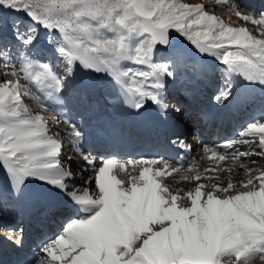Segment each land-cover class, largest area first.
Listing matches in <instances>:
<instances>
[{"label": "snow or ice", "instance_id": "obj_1", "mask_svg": "<svg viewBox=\"0 0 264 264\" xmlns=\"http://www.w3.org/2000/svg\"><path fill=\"white\" fill-rule=\"evenodd\" d=\"M229 10L255 25L259 35L246 26H233L202 3L185 0H0V16L14 12L30 21L13 22L15 44L0 41L3 178L17 192L27 182L38 181L44 192L81 213L39 248L37 264H45L40 253L48 258L46 264L264 261V168L240 164L245 178L234 181V167L201 172L195 164L174 167L163 157L127 161L100 157L97 166L96 157L77 146L82 132L76 124L34 113L25 103L26 97L32 98L29 85L62 101L70 79L85 71L109 76L124 102L134 109L143 110L151 103L162 113L172 110L179 116L182 107L172 103L167 93L189 46L225 66L229 75L215 97L218 103L233 94L231 74L264 86V12L242 11L240 0ZM41 30L54 47L55 65L32 57ZM160 46L172 51L162 62H154ZM124 62L134 66L125 67ZM61 123L66 127L54 130ZM62 132L86 165L82 171L87 167L94 171V191L89 182L76 185L71 167L62 163ZM239 136L251 137L241 142L254 143L260 151L222 154L217 147L233 148L232 141H225L221 146L204 145L203 152H211L209 159L216 162L231 158L234 165L242 156L264 157V122L249 123ZM173 143L183 141L177 138ZM170 178L194 183L174 187ZM22 231L7 239L19 245Z\"/></svg>", "mask_w": 264, "mask_h": 264}, {"label": "bare ground", "instance_id": "obj_2", "mask_svg": "<svg viewBox=\"0 0 264 264\" xmlns=\"http://www.w3.org/2000/svg\"><path fill=\"white\" fill-rule=\"evenodd\" d=\"M185 2L202 3L206 10L225 21L230 20L233 26H246L254 35H259L255 25L241 21L229 10V5L234 6L235 0H228L227 4L219 5L215 0ZM240 4L242 11L264 12V0H240ZM15 15L19 19L26 18L22 14ZM1 39L10 41L8 35H2ZM171 51L169 49L166 52L164 47L160 46L159 52L154 53V62H162ZM32 57L40 63H56L54 47L47 42L43 30L40 41L32 50ZM124 66L134 65L124 62ZM228 75L225 66L216 59L202 56L189 46V51L180 61L176 78L169 85L167 93L172 103L182 107L183 111L179 116L172 110L166 114L162 113L151 103L143 110L134 109L124 102L119 89L109 76L85 71L78 72L70 79L62 101L48 97L42 91H37L35 86L29 85L32 98L26 97L25 103L34 113L39 112L49 118L55 116L61 121L69 119L76 124L82 132V139L77 146L96 157L97 166L100 157L114 156L123 161L142 157H163L174 167L182 165L186 169L189 164H195L201 172L214 167H234L233 179L239 181L245 178L244 169L240 164L250 168H264V157L242 156L240 163L235 165L231 158L220 162L209 159L211 152L205 155L202 148V143L206 144L208 140L203 139L205 130L199 113L222 110L228 100L244 97L236 111L241 124L233 130L225 131V134L228 133L227 141H232L234 152H250L253 148L259 152L256 144L241 142L242 139L251 140V137L241 138L239 133L249 123L256 122L250 104L264 106V86L258 82H249L242 75L231 74L229 78L235 84L233 94L227 101L218 103L215 97L225 76ZM241 106L243 109H240ZM188 123H192L194 128H189ZM65 127L61 123L59 128L54 130ZM61 137L63 149L60 159L63 164L71 167L74 173L73 182L81 187L85 182H89L94 191V171L91 167L82 171L86 165L77 156L73 142L63 132ZM177 138L183 141V144L173 143ZM222 141L209 142L212 146L213 142ZM187 145L191 146L190 150ZM69 156L73 157L71 161L68 160ZM226 175L227 173H222V176ZM3 177L4 169L0 167V256L5 258L6 262L14 258L17 264H37L39 248L55 239L66 223L81 213L60 197L44 192L38 181L27 182L23 190L17 192L12 188L11 182L5 181ZM168 182L174 187H191L194 183L181 182L177 178H170ZM18 229L23 230L19 245L7 239L16 234ZM39 256L46 264V255L40 253ZM256 264H264V261L258 260Z\"/></svg>", "mask_w": 264, "mask_h": 264}, {"label": "rangeland", "instance_id": "obj_3", "mask_svg": "<svg viewBox=\"0 0 264 264\" xmlns=\"http://www.w3.org/2000/svg\"><path fill=\"white\" fill-rule=\"evenodd\" d=\"M16 13L14 12H4L2 13V16H0V41L2 40L1 37L2 35H8V39L10 41H13V37H12V27H13V22L15 20L18 19V17L15 15ZM22 20L30 23V21H28L27 17L26 18H23ZM58 37V33L54 34ZM186 42V41H185ZM37 45V44H36ZM220 75V74H219ZM218 75V76H219ZM188 127L193 129L194 128V125L192 123H188ZM4 204V203H3ZM6 204V203H5ZM6 231V229H5ZM40 239V238H39ZM259 259L257 258L255 261H254V264H256V262L258 261Z\"/></svg>", "mask_w": 264, "mask_h": 264}]
</instances>
